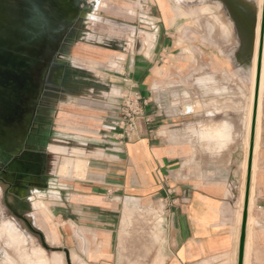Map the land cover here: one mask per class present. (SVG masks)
<instances>
[{
  "label": "rangeland",
  "instance_id": "1",
  "mask_svg": "<svg viewBox=\"0 0 264 264\" xmlns=\"http://www.w3.org/2000/svg\"><path fill=\"white\" fill-rule=\"evenodd\" d=\"M88 1L91 6L86 12L82 31L78 38L70 40L60 50L65 63L71 69L73 85L69 94L62 95L59 100L50 104L43 184L30 186L18 192L26 199H32V204L27 205L25 212L35 226L45 231L48 244L51 245L47 249L44 248L40 236L13 216L4 202L6 191L0 184V264H67L64 253L53 248L59 242L62 220L59 216L53 215L51 207L53 203L61 204L70 191L75 192L72 187L70 188L71 183L76 184L78 177L85 176L76 172L74 160L66 162L85 154L84 146L87 144L72 139L93 136L94 132L88 128L99 125L100 121H96L92 115L105 112V108L101 107V104H105L103 98L122 102L121 96H114L132 87L129 85L121 91L120 83L107 82L102 79L101 74L103 72L114 74L122 70L121 62L128 60L134 53L149 52L156 34L152 31L150 19L146 16H153V20L158 22V18L162 19L163 15L168 26L173 24L170 31L174 39V48L162 60L154 74L156 98L160 99L164 112L170 115L167 121L178 123V127L183 130L188 129L197 133L202 140L199 142L202 148L217 151L231 143L229 148L236 154L228 158V166H232L236 173L241 172V177L244 175L242 167L247 134L246 118L251 101L254 32L260 0H236L246 10L245 14L246 12L248 14L244 15L242 21L229 0H213L216 3L214 6L207 0H198L199 6H193L197 0ZM158 6L162 10V15ZM254 21L255 23H252ZM245 24L251 25L254 30L250 36L242 30ZM192 27L195 33L198 30L209 39V42L203 43L204 46L199 43L205 50L203 55L198 53L196 37L192 39ZM103 43L114 44L116 48L109 46L110 50H105ZM220 53L223 55L222 59H218ZM208 54L217 60L219 65L214 64V60L208 57ZM248 59L250 60L247 61ZM228 60L235 63L239 75ZM210 68L211 70H208ZM208 71H213V77H200L198 88L197 72L201 76ZM87 73L91 76L86 75ZM209 82L215 83L214 86H209ZM94 84L104 91L103 96L99 91L90 88L95 87ZM201 84L211 90L205 91ZM81 93L83 96H79ZM263 97L264 92L262 107ZM194 109L199 113V119L205 118L208 122L199 121L198 127L189 125L190 112ZM206 112L211 116L204 117ZM86 115L89 116L85 118ZM96 119L101 118L97 116ZM212 157L215 160L226 158L217 154ZM12 193L14 191L10 192V195ZM132 200L134 199L128 198L126 201L124 223H128L135 212L130 226L141 229L143 236L139 240L152 244L160 242L159 224L164 202L157 199L129 206ZM10 225L15 226L17 230L15 235ZM45 258L48 260L45 261Z\"/></svg>",
  "mask_w": 264,
  "mask_h": 264
},
{
  "label": "crops",
  "instance_id": "2",
  "mask_svg": "<svg viewBox=\"0 0 264 264\" xmlns=\"http://www.w3.org/2000/svg\"><path fill=\"white\" fill-rule=\"evenodd\" d=\"M207 1L211 6L216 4L213 0ZM199 4L197 0L193 6ZM157 21L158 30L151 28L156 38L149 52L134 53L121 62L122 70L114 74H101L107 82L120 83L121 91L131 85L147 98L145 115L138 120L139 137L117 139L114 121L119 117L120 102L103 98L105 104L101 107L105 112L92 115L100 121V126L88 128L85 125L94 135L72 139L87 144L85 154L66 162L74 160L76 172L85 176L78 177L76 184L71 183L70 188L75 192L70 191L61 204L51 205L53 215L62 220L59 242L53 248L64 253L67 264H238L241 228L238 235L237 212L242 177L241 172L236 173L228 166V158L236 152L229 148L231 143L217 151L202 148L197 133L167 121L170 115L164 112L160 99L156 98L154 74L174 48L170 31L173 24L168 26L163 15ZM191 31L192 39L196 37L198 43V53L203 55L205 50L199 43L203 45L209 39L198 30L195 33L193 27ZM102 46L110 50L116 45L103 43ZM208 57L211 56L208 54ZM222 58L220 53L218 59ZM213 63L219 65L217 60ZM229 63L239 75L235 63ZM86 75L91 76L90 73ZM208 76L213 77V71L201 76L197 72V87L199 78ZM208 84L213 87L215 83ZM94 86L90 88L103 96L104 91L96 84ZM203 89L211 90L205 86ZM190 113L189 125L198 127L199 121L208 122V119H199L195 109ZM97 116L101 119H96ZM205 116L211 115L206 112ZM214 154L226 158L215 160ZM128 198L134 199L129 206L157 199L164 202L160 242L152 244L139 240L143 236L141 229L130 226L135 212L130 221L124 223ZM31 201V198L27 199L28 204H32ZM254 201L250 248L247 255V224L243 264L246 260L247 264H264V97ZM25 215L50 247L45 231L32 224L30 217ZM29 230L41 239L39 232Z\"/></svg>",
  "mask_w": 264,
  "mask_h": 264
},
{
  "label": "flooded vegetation",
  "instance_id": "3",
  "mask_svg": "<svg viewBox=\"0 0 264 264\" xmlns=\"http://www.w3.org/2000/svg\"><path fill=\"white\" fill-rule=\"evenodd\" d=\"M87 10L83 8L56 52L51 43L39 55L31 52L19 61L6 59V37L0 36V184L6 191L5 204L29 228L28 202L18 192L43 184L50 104L69 94L73 85L71 69L60 50L78 38Z\"/></svg>",
  "mask_w": 264,
  "mask_h": 264
},
{
  "label": "water",
  "instance_id": "4",
  "mask_svg": "<svg viewBox=\"0 0 264 264\" xmlns=\"http://www.w3.org/2000/svg\"><path fill=\"white\" fill-rule=\"evenodd\" d=\"M230 3L231 6L239 12L238 18L243 19L245 11L242 9V6L235 0H230ZM82 4L84 6H82ZM90 6L91 5L88 0H0V36L6 37L7 42L4 49L6 52V55H4L5 58H13L19 61L20 59H23L22 57L26 59L25 55L27 54L30 56L31 52H33L34 55H39L41 54L43 48L51 43L54 47V52H56L58 50L59 42L78 19L83 8H89ZM263 44L264 6L251 132V149L246 179L238 264H243L244 262ZM21 53L23 55H21ZM31 228L35 232L40 233V231L32 225ZM41 241L43 246L48 248V245L44 242V237H42V235Z\"/></svg>",
  "mask_w": 264,
  "mask_h": 264
},
{
  "label": "bare ground",
  "instance_id": "5",
  "mask_svg": "<svg viewBox=\"0 0 264 264\" xmlns=\"http://www.w3.org/2000/svg\"><path fill=\"white\" fill-rule=\"evenodd\" d=\"M263 6H264V0H260L259 11H258L257 18H256L257 19L256 20L257 23H256V27H255V32L252 29L251 25H248V24L246 25L245 24L246 26L245 25L243 27L240 26V27L244 28L242 30H244L246 33H248L249 36L251 35L250 32H252V33L254 32L255 33L254 34L255 35V39H254L255 40V42H254L255 43V51L253 50L254 51V57H253V60H252V65H253V71H252L253 72V76H252L253 78L252 79L253 80L251 79L252 80L251 81V83H252V87H251L252 88V91H251V97H250L251 101H250V106H249V110H248V117L246 118L247 119V122H246L247 123L246 124V133L247 134H246L245 157H244V160H243V167H242V168H244V175L242 176V179L243 180H242V185L240 186L241 187V194H240V197L238 198V212H237L238 235H239L240 228H241V224H242V216H243V209H244V196H245V192H246V179H247V173H248V162H249L250 149H251V132H252V123H253L254 104H255V92H256V82H257L258 61H259V47H260L261 26H262V17H263ZM242 9L244 10V7L243 6H242ZM244 11H246V10H244ZM246 14H247V12H246ZM249 17H251V16H249ZM240 21H242V19H240ZM251 21H253V19ZM252 23H255V21L252 22ZM253 26H255V25H253ZM246 36H248V35L246 34ZM249 60L250 59H248L247 61H249ZM25 71H27V70H25ZM217 89H218L217 91H219V88H217ZM263 92H264V44H263V53H262V67H261V77H260V85H259V96H258V109H257L256 129H255V138H254V145H253V159H252V172H251V187H250V198H249L250 199V202H249V217H248V230H249V235H248V243H247V255L249 253V248H250V227H251V225L253 224V221H254L253 216L251 214V210H252V208L254 206V203H255L254 200H255L256 176H257V169H258V160L257 159H258L259 146H260V130H261V126L260 125H261L262 95H263ZM1 103H3V102H1ZM215 107H217V105ZM215 109H217V108H215ZM162 217H163V215H162ZM10 226H12V232L15 235L16 234V231H17L15 229V226H13V225H10ZM161 226H162V224H161ZM24 235L26 236V234H24ZM20 249H21V247L19 248V250ZM22 255L23 254L21 253V256ZM47 260L48 259L45 258V261H47ZM246 264H247V260H246Z\"/></svg>",
  "mask_w": 264,
  "mask_h": 264
},
{
  "label": "built area",
  "instance_id": "6",
  "mask_svg": "<svg viewBox=\"0 0 264 264\" xmlns=\"http://www.w3.org/2000/svg\"><path fill=\"white\" fill-rule=\"evenodd\" d=\"M146 17L150 19L149 24L152 29L157 31L158 27L156 21L153 20V16ZM120 96L123 101L119 103V117L114 121L117 129V139L121 141L133 140L140 135L138 120L145 115L148 100L133 87L125 89Z\"/></svg>",
  "mask_w": 264,
  "mask_h": 264
}]
</instances>
